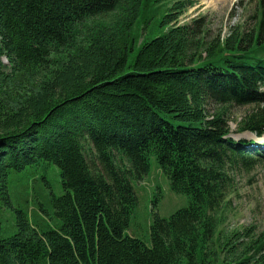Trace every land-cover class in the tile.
Returning <instances> with one entry per match:
<instances>
[{"label": "trees", "instance_id": "obj_1", "mask_svg": "<svg viewBox=\"0 0 264 264\" xmlns=\"http://www.w3.org/2000/svg\"><path fill=\"white\" fill-rule=\"evenodd\" d=\"M185 3L0 0V264H264V231L226 224L230 170L256 161L227 136L231 105L264 134V0L213 38L204 17L177 24ZM151 155L189 201L154 214L147 245L127 230Z\"/></svg>", "mask_w": 264, "mask_h": 264}, {"label": "rangeland", "instance_id": "obj_2", "mask_svg": "<svg viewBox=\"0 0 264 264\" xmlns=\"http://www.w3.org/2000/svg\"><path fill=\"white\" fill-rule=\"evenodd\" d=\"M185 8L178 16L177 24L189 23L192 19L204 17L209 29V38L220 34L225 36L232 26H244L251 29L255 22L252 13L256 6V0H185ZM1 63L6 66L5 58ZM264 92V86L262 87ZM214 105H208L209 113L213 112ZM252 109L248 105H231L228 119V138H233L235 143L244 141L247 145L251 142V133L238 132V123L241 118ZM255 146H249V157L255 158L252 167L246 169L243 165L230 170L232 178V193L230 195L229 218L227 227L230 229L253 225L256 233L264 231V136L254 139ZM256 149L257 154H252ZM36 173L43 171L54 192L60 193L58 169L51 163L41 162L35 169ZM25 178L12 179L9 187L15 195L22 190ZM137 203L132 209L127 230L133 236L150 245V224L154 214L167 218L176 209L186 206L189 197L185 194H176L171 191L167 177L160 171L153 155L150 156L149 170L138 181H133ZM29 191L32 193V182L28 181ZM37 185V184H36ZM37 187V186H36ZM14 200V199H13ZM20 201L16 199V202ZM2 219L5 234L12 233L16 228L13 226V211L2 206Z\"/></svg>", "mask_w": 264, "mask_h": 264}, {"label": "bare ground", "instance_id": "obj_3", "mask_svg": "<svg viewBox=\"0 0 264 264\" xmlns=\"http://www.w3.org/2000/svg\"><path fill=\"white\" fill-rule=\"evenodd\" d=\"M212 1H213V0H209L208 2H212ZM253 139H258V138H255V137H254Z\"/></svg>", "mask_w": 264, "mask_h": 264}]
</instances>
